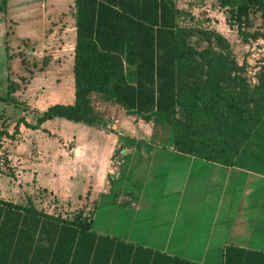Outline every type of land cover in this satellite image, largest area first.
Here are the masks:
<instances>
[{
  "label": "trees",
  "instance_id": "1",
  "mask_svg": "<svg viewBox=\"0 0 264 264\" xmlns=\"http://www.w3.org/2000/svg\"><path fill=\"white\" fill-rule=\"evenodd\" d=\"M216 1L240 26L251 12H264V0ZM182 14L177 0H76L75 101L50 106L36 123L21 118L16 132L22 124L41 129L57 118L96 125L102 114L94 93L136 122L170 125L180 148L218 144L222 100L230 111L226 120L235 112L259 122L264 69L253 85L245 67L230 58L228 40L181 24ZM195 34L211 44L214 38L222 50L194 44ZM242 34L246 41L262 35ZM195 126L212 130V137H190ZM2 135L9 132L0 130ZM93 224L84 209L64 216L0 197V264H200L100 234ZM224 264H264V251L231 245Z\"/></svg>",
  "mask_w": 264,
  "mask_h": 264
},
{
  "label": "rangeland",
  "instance_id": "2",
  "mask_svg": "<svg viewBox=\"0 0 264 264\" xmlns=\"http://www.w3.org/2000/svg\"><path fill=\"white\" fill-rule=\"evenodd\" d=\"M40 1L44 0H0V130L9 132L0 136V197L73 216L81 209L72 204L78 197L75 189L86 190L87 184L95 180L104 184L108 179L109 158L90 156V152L109 147L113 133L126 130L122 125L131 127L136 121L133 115L113 107L100 108L97 102L105 113H101L102 122L96 125L57 118L41 129L22 124L16 132L21 118L36 123L50 106L70 103L75 94L70 19L61 21L62 14H57L65 10L69 15L72 0H56L49 10L57 12L47 17L40 14L47 8ZM177 4L183 12L181 24L222 34L229 42L230 58L245 67L249 81L259 80L264 69L263 11L251 12L240 26L216 0H177ZM31 6H35L33 16L28 13ZM243 32L262 35L246 41ZM193 41L202 48L222 50L214 38L211 44L195 34ZM113 116L118 125L115 130L108 119ZM143 126L148 132L172 129L170 125L161 128L144 120ZM93 132L97 133L89 138ZM85 195L83 191L82 199ZM104 202L94 217L95 231L120 239H128L132 229L138 232L141 218L135 220L136 214H106Z\"/></svg>",
  "mask_w": 264,
  "mask_h": 264
},
{
  "label": "crops",
  "instance_id": "3",
  "mask_svg": "<svg viewBox=\"0 0 264 264\" xmlns=\"http://www.w3.org/2000/svg\"><path fill=\"white\" fill-rule=\"evenodd\" d=\"M55 1H40L47 6L40 14L47 17L56 13L49 10ZM71 5L69 15L65 10L57 14H62L61 21L70 19L71 58H75L76 0ZM29 8L33 16L35 6ZM255 80L251 81L253 85L259 82ZM92 99L97 110L98 102L100 108L113 107L128 114L100 94L94 93ZM74 101L75 94L70 103ZM219 107L223 115L216 131L220 141L215 145L180 148L175 144L173 129L148 132L143 120L132 122L135 128L122 125L126 130L113 133L109 147L89 154L106 156L114 170L111 166L107 170L104 184L95 180L86 190L75 189L78 197L73 198L74 207H81L94 219L106 200V214H136L135 220L143 221L138 232L132 229L129 238L121 240L200 264H224L226 249L231 245L264 251V116L257 122L251 117L244 120L234 112L232 119L226 120L230 118L226 101H220ZM108 119L115 130L116 118ZM211 132L195 126L190 137L204 139L212 137Z\"/></svg>",
  "mask_w": 264,
  "mask_h": 264
},
{
  "label": "built area",
  "instance_id": "4",
  "mask_svg": "<svg viewBox=\"0 0 264 264\" xmlns=\"http://www.w3.org/2000/svg\"><path fill=\"white\" fill-rule=\"evenodd\" d=\"M253 81H254V82H256V80H255V79H254Z\"/></svg>",
  "mask_w": 264,
  "mask_h": 264
}]
</instances>
